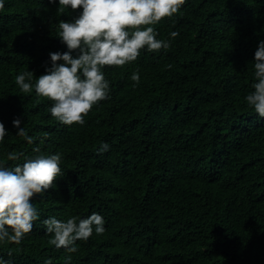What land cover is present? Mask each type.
Listing matches in <instances>:
<instances>
[{"label": "trees", "instance_id": "1", "mask_svg": "<svg viewBox=\"0 0 264 264\" xmlns=\"http://www.w3.org/2000/svg\"><path fill=\"white\" fill-rule=\"evenodd\" d=\"M58 7V0H4L0 10V123L9 134L0 141V164H22L39 147L62 154L65 173L33 200L40 218L23 242H0V258L264 264V118L244 99L264 40V0H185L153 26L158 39L179 32L168 49L141 50L136 61L102 69L110 98L93 106L82 126L60 123L49 112L51 101L15 83L27 70L44 75L49 53L68 51L58 22L73 21L81 10L60 15ZM14 119L33 143L16 136ZM102 143L110 147L99 153ZM12 151L24 156L7 161ZM93 212L105 220L103 235L77 241L71 254L49 244L44 219Z\"/></svg>", "mask_w": 264, "mask_h": 264}, {"label": "clouds", "instance_id": "2", "mask_svg": "<svg viewBox=\"0 0 264 264\" xmlns=\"http://www.w3.org/2000/svg\"><path fill=\"white\" fill-rule=\"evenodd\" d=\"M58 3L60 15L68 9L81 10L73 21L58 22L59 39L68 51L49 53L51 67L45 69L44 75L34 78V73L27 70L16 75L15 83L20 92L34 91L37 97L51 101L49 112L60 123L82 126L93 106L110 98V81L102 69L136 61L141 50L168 49L179 32H170V39H158L159 33L153 26L177 14L185 0H58ZM3 8L4 0H0V10ZM252 62L255 82L251 85L253 91L244 99L250 109L264 118V40L259 41ZM131 80L133 87L138 85L139 69L132 73ZM13 127L18 129L16 136L33 143L34 138L21 127L20 119L13 120ZM7 135L0 123V141ZM47 136L45 133L44 138ZM109 147L102 143L98 152H107ZM33 152L36 154L22 164H0V242L15 245L23 242L40 218L33 200L54 188V181L65 175L61 168L62 154L46 155L39 147ZM23 156V152L12 151L6 159L18 161ZM42 224L51 236L49 244L69 254L78 251L77 241H87L94 233L103 235L106 231L103 216L96 212L83 219L72 216L66 221L50 217ZM70 258L69 255L67 259ZM0 264L9 262L0 258ZM44 264L52 261L45 260Z\"/></svg>", "mask_w": 264, "mask_h": 264}, {"label": "bare ground", "instance_id": "3", "mask_svg": "<svg viewBox=\"0 0 264 264\" xmlns=\"http://www.w3.org/2000/svg\"><path fill=\"white\" fill-rule=\"evenodd\" d=\"M188 223V222H187ZM186 224V223H185ZM181 227V226H180ZM177 228V227H176Z\"/></svg>", "mask_w": 264, "mask_h": 264}]
</instances>
